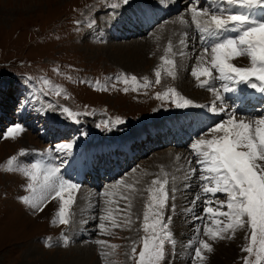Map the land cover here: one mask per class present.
Instances as JSON below:
<instances>
[{
	"label": "rangeland",
	"instance_id": "rangeland-1",
	"mask_svg": "<svg viewBox=\"0 0 264 264\" xmlns=\"http://www.w3.org/2000/svg\"><path fill=\"white\" fill-rule=\"evenodd\" d=\"M89 1L93 2L85 5V8L78 12L79 6H83L85 2ZM181 1L183 4L178 10H170V7L166 6V16L161 18L154 16L153 27L151 26L146 32L141 33L139 30L146 26L137 24L130 29V33H132L130 34L122 29L123 26L120 28L129 35L118 37V34L111 31L108 26L103 27L99 17L110 11L119 13L120 10L121 13L125 6L122 0H0V264H135L130 251L133 241L136 242L138 253L142 246L140 239L145 235L142 230V220L147 192L143 190L157 176H162V172L171 174L168 177L170 180L168 187L171 189V183L174 181L172 174L175 171L173 168L178 169L179 166L185 164L186 169L189 159L192 160L193 166H197L194 157L190 154V144L197 136L191 134L190 130L181 131L184 136H177L179 132L175 133L167 128V132L173 134V139L183 140V145L179 147L172 140L168 141L166 145L162 140L161 144L153 145L154 142H150V135H147L148 140L143 143L144 145H141V139L131 141L132 154L135 151L132 159L125 158L119 162L118 154L116 157L114 156V161H109L107 157L106 159L102 158L105 163H109V166L114 163L120 165L121 171L115 178L108 179L106 178L107 171H104L103 175V170L95 168V172L90 169L89 165H86V171L83 174L85 179L83 176L81 177L79 190H83V194L94 192L93 199L96 201L91 202V199H88L86 208L81 212H78L80 209L76 204L73 205L71 212L74 215L71 217L69 225H60L58 222L56 217L58 201L56 206L51 202L48 203L42 212L33 210L22 203L21 197L31 195L27 190L29 180L22 171L8 172L5 171V168L7 160L12 156H16L17 163L24 167H30L32 163L42 159L45 163L60 164L64 160L63 158H66L63 154L55 152V146L60 143L71 142L73 137H76V144L83 147L86 145L85 142L95 138L100 140L103 137L111 141L115 136L120 139L127 135L131 138L138 137L136 135L141 133V129H144L145 121H151L170 112L176 113L174 110H180L183 115L199 112L198 119L205 124L204 129L222 119H227L226 115L221 114V117L217 116L216 120L210 123L207 118L209 114L207 110L196 107L178 109L170 103L162 104L161 100L156 98V93H163L168 88H175L182 96L193 100L196 104H206L213 98H203L204 103L201 99H198L199 101L194 99L193 95L186 94L177 83L176 86L175 78L167 76L163 70H161V83L159 85L154 83L155 71L162 64L161 57L165 55L169 44H171L173 51L168 55L169 58L175 60L177 65L175 68L176 78L183 77L181 72H185L189 76L188 82L192 83L193 88L196 90L200 88L199 82L191 76V69L196 65L197 57L203 49L200 34L196 32L194 25H191V15L188 14V9L191 6H197L201 9L212 10V2L211 0H195L196 2L191 4V0ZM113 4L117 5L116 10L112 9L111 5ZM225 7L227 6L225 5ZM150 10L152 11V9ZM233 10L243 11L238 8ZM141 11L137 10V14ZM260 13L262 12L256 10L253 14L257 19L264 20V13ZM181 16L188 18L189 22L187 21L186 27L179 31V36L174 37L176 43H171L169 40H166L163 45L158 43L154 50H150L146 54L147 59L136 60L133 58V60L125 57V59L118 60L120 56L116 53L108 54L113 47L124 50L129 44L131 46L138 43L143 44L145 37L148 38L151 32L163 25L164 21L174 17L181 18ZM122 18L124 17L122 16ZM163 18L165 20L162 21ZM157 20L161 21L157 23ZM92 21L95 23L92 24ZM90 24L92 26H89ZM110 36L118 38L114 39L117 42L111 40ZM181 40L187 41L185 50L180 44ZM136 62L138 65L135 66ZM234 63L237 66H249L250 64L248 60ZM105 74H107L106 79H112V85H115L108 92H93L95 90L89 89L93 87H87V83L81 82L84 81V78L86 81H91L92 77L95 80L101 79ZM121 74L129 78L135 75L141 83L147 77L152 82L151 86L132 91L134 85L129 84V91L125 93L123 91L125 85L116 80V77ZM44 79L49 81V85L43 84ZM217 84L219 86V82ZM101 85L103 84L101 83ZM241 86L250 89L246 85ZM110 87L111 85L107 87V90ZM56 88L61 90L60 96L55 94ZM202 89L200 88L201 91ZM23 102H26L25 106L20 107ZM235 102L236 97L226 100L228 106ZM49 104L54 107L49 108ZM90 106L92 108H89ZM64 107L74 113H81L78 123L61 114ZM84 107H87L86 110ZM262 109H264V104L260 103V96H257L255 101L250 99V102L241 105L238 114L259 118L264 115V112H261ZM84 113L88 114L84 115ZM155 114L158 115L155 116ZM143 115L141 121L132 120ZM116 118L122 119L124 123L114 127L112 131L96 127L104 120L114 121ZM54 121L59 124H55ZM69 121L73 125L69 124ZM17 123L22 125L24 131L15 138H5L8 127ZM199 124L201 123H198L197 126ZM155 130L159 132L157 134L160 137H164L165 134L161 130ZM82 132H86L87 135L81 136ZM159 140L160 138L157 139V141ZM115 141L118 140L115 139ZM148 148H152V151L147 150ZM21 151L24 152V155H21ZM49 152L50 154H48ZM41 153L48 155L41 156ZM163 153L164 155H162ZM111 156L113 157L112 154ZM178 157L179 159H177ZM104 165H101V168ZM139 167L141 168L139 169ZM135 169L136 172L150 171L151 176L147 178L148 182L146 181L143 187L142 199L139 202L140 209L138 207L133 213L135 216L131 230L114 228L111 229V235L101 234L98 228V216L101 214L100 208L103 207L100 194L109 186L111 188L114 183L124 180L127 175H130V171L133 172ZM90 170L96 176L94 179L93 175L88 174ZM161 170L163 171L161 172ZM62 173L65 177L67 176L66 178L70 177L75 180L74 177L63 171ZM198 174L189 181L182 178L181 185L188 184L190 186L183 185L186 190L176 191L175 200H169L165 210V220L167 221L169 216L172 218L170 231L175 244L174 246L166 245L167 255L162 264H192L191 256L194 248L198 246V239H207L202 235L205 221L198 220L196 222L194 219L195 216L204 215L203 202L197 201L193 204L199 190V182L196 179ZM98 178H101V181H97ZM142 180L145 181L141 175L139 185L144 184ZM179 192L183 197V201H180L183 208L177 210L176 200ZM217 197L225 199L224 194H217ZM180 198L178 195V199ZM173 203L175 204L174 211L171 210ZM123 206L124 202L121 201L120 207ZM189 208L192 209L191 212L187 211ZM54 221L56 222L54 223ZM197 229H200L199 233H197ZM246 231L247 229L238 231L233 239L212 242L214 250L211 253H206L205 264L209 262L211 255L218 256L221 258L219 260L225 264H243L244 258L248 257V254L242 251V248L248 244V240L244 239ZM64 236L69 240L67 246L63 241ZM97 240L107 241V245L97 244ZM190 244L192 247H189ZM113 245L115 247H112ZM82 247L86 249L87 255L82 254V251L84 252ZM217 248L229 249L230 257L225 256L222 252L216 254ZM248 258L250 261L254 259L253 257Z\"/></svg>",
	"mask_w": 264,
	"mask_h": 264
},
{
	"label": "snow or ice",
	"instance_id": "snow-or-ice-1",
	"mask_svg": "<svg viewBox=\"0 0 264 264\" xmlns=\"http://www.w3.org/2000/svg\"><path fill=\"white\" fill-rule=\"evenodd\" d=\"M122 2L126 6L130 0ZM211 2L212 10L197 6L188 9L191 25H194L196 32L200 34L203 49L197 57L196 65L191 69V76L199 82L200 88L212 94L211 103L196 104L182 96L175 88L156 93V98L161 100L162 104L170 103L178 109L204 108L211 114L227 116V119L202 129L190 144L191 154L198 167L193 166L192 160L189 159L183 180L189 181L199 173L196 176L199 190L193 204L202 201L204 215L196 216L194 219L205 221L202 235L207 238L198 239V246L194 248L191 256L192 264H205L206 253L214 250L212 242L233 239L238 231L245 229L247 231L244 239L248 240V244L242 251L254 259L250 261L245 257L243 264H264V115L256 118L238 114L239 107L250 102V98L237 96L236 102L228 106L224 96L225 93L238 92L239 85H246L260 95V103L264 104V20L257 19L253 14L256 10L264 13V0H211ZM111 7L115 9L117 5L113 4ZM236 8L243 11H234ZM179 22L187 23L183 18H180ZM94 23L95 21H92V24ZM226 33L236 35H225ZM185 43V40L180 41L181 45ZM172 51L169 44L165 55L161 57L162 64L155 71L156 85L161 83V70L169 77H176L175 60L168 55ZM240 58H247L249 66H237L234 61ZM116 80L125 85L123 88L125 93L129 91V84L134 85L132 91H138L139 88H147L152 83L147 77L141 83L135 75L129 78L121 74ZM81 82L89 83L98 90H107V85H101L100 81L94 84L91 81ZM216 82H220L219 87L216 86ZM43 84L49 85V81L44 79ZM55 94L60 96L61 90L56 88ZM25 104L26 102H23L20 107H24ZM48 107L54 106L49 104ZM61 114L76 123L79 122L78 117L81 115L67 107L62 108ZM123 123L122 119L116 118L114 121L104 120L96 127L112 131L114 127ZM23 131L22 125L17 123L8 127L5 138H15ZM80 135L86 136L87 133L82 132ZM76 142L77 138L73 137L71 142L60 143L55 146V152L65 157L70 156ZM21 155H24L23 151ZM17 160L16 156L9 158L5 171L19 170L28 178L27 190L31 195L21 197L22 203L42 212L48 203L58 201L59 207L56 212L58 222L60 225H69L74 215L71 209L76 201L75 194L81 188V184L73 182L70 177L66 178L62 173L67 161L52 164L45 163L42 159L32 163L30 167H24L19 165ZM169 184L168 174L162 172V176H157L143 190L147 192L142 220L145 235L140 239L142 246L138 253L136 242L133 241L130 251L135 264H162L167 255L166 245L175 244L170 231L172 218L169 216L167 221L165 220V210L169 200H175V192L178 189L176 187L170 189ZM140 194H142L140 189L123 180L114 183L111 188L100 194L103 207L100 208L101 214L98 216V228L101 234L111 235V229L114 228L131 230L134 224L132 200ZM217 194H224L225 199H219ZM121 201L124 202L123 207H120ZM171 210H175L174 203ZM187 211L191 212L192 209L189 208ZM196 231L199 233L200 229ZM63 241L67 246L69 240L66 236L63 237ZM96 243L107 245V241L104 240H97Z\"/></svg>",
	"mask_w": 264,
	"mask_h": 264
},
{
	"label": "bare ground",
	"instance_id": "bare-ground-1",
	"mask_svg": "<svg viewBox=\"0 0 264 264\" xmlns=\"http://www.w3.org/2000/svg\"><path fill=\"white\" fill-rule=\"evenodd\" d=\"M146 1H150V0H146ZM167 2H168V0H167ZM174 4V2H172L171 3V5H173ZM158 5H155L154 6V9H155V11H151L150 9H152V8H150V7H148V6H143L142 7V11L140 12V13H138L137 14V9H134L135 11H133V13H131L130 14V18L128 19L127 17V15H128V13H127V11H125V8L124 9H122V11H121V13H117L116 11H108L109 13L108 14H106V15H104V16H100L99 17V20L102 22V24H103V27H106V26H108L110 29H111V31H114V33H117L118 34V37H124L125 35H129L128 33H130V29H132L135 25H140V26H146V27H144V28H142V29H139L140 30V32L141 33H144V32H146V30H148L151 26L153 27V23H154V16H156V18H161V17H164V16H166L167 15V9H166V7H162L161 9H159L158 7H157ZM170 10H173V8H169ZM158 11H160V12H158ZM258 11H260V10H258ZM129 12H132V11H129ZM189 15H190V13H188ZM186 15V14H185ZM99 16V15H98ZM122 16L124 17V18H122ZM180 16V15H179ZM259 16V15H258ZM181 18H183L184 20H186V21H188V18H186V17H182L181 16ZM191 18V17H190ZM179 20H180V17L179 18H176V17H174V18H172V19H168V20H166V21H164V23H163V25H161V26H159V27H157V29H155L153 32H151V34L149 35V37L147 38V37H145V39H144V43L143 44H133L132 46H131V44H126V45H128L127 47H125L124 48V50H122V49H119V48H116V47H113V48H111L110 49V51L111 52H109L108 54H111V53H116L118 56H120L119 58H118V60L119 59H125V57L126 58H131V59H136V60H138V59H147L146 57H147V53H149V51L150 50H154L156 47H157V44L159 43L160 45H163L164 43H165V41L166 40H169L171 43H176L175 42V39H174V37L175 36H179V31L181 30L182 31V29H184L185 27H186V25H187V23L189 22H187L186 24H181L180 22H179ZM159 20H157V22H158ZM157 25V24H156ZM124 26V27H123ZM188 26H189V24H188ZM124 30V31H128V33L126 34L124 31H122V29ZM103 29V28H102ZM115 29H118L119 31H117V30H115ZM124 32V33H123ZM111 33H113V32H111ZM130 34H132V33H130ZM225 35H230L229 33L227 34H225ZM233 35H236V33L235 34H233ZM182 36V35H181ZM184 36V35H183ZM111 40H113V41H116V40H114V39H118V38H116V37H113V36H110L109 37ZM117 42V41H116ZM187 42V41H186ZM135 43V42H134ZM137 43V42H136ZM115 44V43H114ZM118 44V43H117ZM125 45V46H126ZM109 46V45H108ZM186 45H182V47H183V49L185 50V47ZM119 47H120V45H119ZM121 48V47H120ZM159 48V47H158ZM156 51H158V50H156ZM145 52V53H144ZM159 52V51H158ZM157 52V53H158ZM175 52V51H174ZM176 53V52H175ZM181 54V53H180ZM145 55V56H144ZM159 55V54H158ZM179 55V54H178ZM113 56V55H112ZM162 56V55H161ZM187 56V55H186ZM117 57V56H116ZM188 57V56H187ZM195 57V56H194ZM133 59V60H134ZM177 59H179V58H177ZM176 59V60H177ZM182 59V58H181ZM127 60V59H126ZM192 60V59H191ZM248 59L247 58H240V59H238V60H236V61H234V62H240V63H242V62H245V61H247ZM115 61V60H114ZM141 62V61H140ZM142 63H143V61H142ZM186 64V63H185ZM136 65H138V63L136 62V64H135V66ZM143 65V64H142ZM177 66V65H176ZM192 66V65H191ZM178 68V67H177ZM131 69V68H130ZM189 70H190V68H189ZM177 73V72H176ZM181 75L183 76V77H181V76H179V77H181V78H176L175 77V85H176V83H177V85L186 93V94H191V95H193L194 96V99H201V101L203 102L204 101V99H206V98H208V97H213L212 96V94L210 93V92H208L207 90H204V89H202V91L200 90V88H197V90L196 89H194L193 88V86H192V83H190V82H188V80H189V76H187V73L185 74V72H181ZM174 79V78H173ZM190 79H191V77H190ZM203 79V78H202ZM220 83V82H219ZM176 85V86H177ZM196 86V85H195ZM216 86L217 87H219L218 86V84H217V82H216ZM243 87L241 86V85H239L238 86V90H241ZM204 91V92H203ZM206 92V93H205ZM207 93H210V94H207ZM113 94V93H112ZM256 94H258V93H256L254 90H252L251 89V91L248 93V95H249V97H252V96H254V95H256ZM118 96V95H117ZM224 96H225V98H233V96L232 95H230L229 93H225L224 94ZM204 98V99H203ZM213 99V98H212ZM212 99L211 100H209V101H212ZM199 101V100H198ZM204 103V102H203ZM229 104V103H228ZM262 112V111H261ZM199 113V112H198ZM214 115L215 114H211L210 115V119H214ZM221 115V114H220ZM219 115V116H220ZM207 120V119H206ZM197 124L198 123H193V127H191V128H188V130H190V133L191 134H194L196 131H201L202 129H204V126L202 125V124H199L198 126H197ZM167 128L168 127H166V131L165 130H161V132L162 133H164L165 135H164V137L162 136V137H160L159 136V134H157V133H159V132H156V130L155 129H153V130H155V131H153V130H148V131H146V130H144V129H141V134L142 135H144V134H146V136L145 137H142L141 138V140H142V144L141 145H144L143 143L146 141V140H148V138H147V135H150V142L151 143H153L154 142V144L153 145H155V144H161V140L162 141H164L163 142V144L164 145H166L167 144V142L168 141H170V140H172V142H174L178 147L179 146H181V145H183V140H181V141H177V139L175 138V139H173V134L172 133H170V132H167ZM149 131H153V132H149ZM159 131V130H158ZM173 132H175L174 130H173ZM176 133V132H175ZM177 136H184V135H182V133L181 132H179V133H177ZM185 136H187V135H185ZM140 137V136H139ZM171 137V138H170ZM158 138H160V140L159 141H157V139ZM139 139V138H138ZM188 139H189V137H188ZM78 145V144H77ZM78 147H79V145H78ZM128 148H130V149H128ZM172 149V148H171ZM178 149V148H177ZM95 150H98L97 152L95 151ZM147 150H151L152 151V148H148ZM175 150V149H174ZM172 151V150H171ZM179 151V150H178ZM184 151V150H183ZM83 152H86L87 154H86V156H87V161H89V159H90V157L92 158L91 159V163H89V162H87V163H84V161H83V158L81 157V155H79V153H78V149H77V146L76 145H74V149H73V151H72V154L70 155V156H67L66 158H63L65 161H67L66 163H65V165H64V168L62 169V171L65 173V174H67L68 172H71V169L72 168H74V170L75 171H77V175H76V178H75V180H73V182H75V181H77V176H78V181L77 182H80V180H81V177L83 176V179H85V175H83L84 174V172L86 171V165H89L90 166V169H92L93 171H95V168H97V169H101V170H103V175H104V171H107V173H108V175L106 176V178H115L116 176H117V174L121 171V167H120V165H117V164H115L114 163V165H112V166H109V163H105V160H103L102 158H99L97 155H100V154H98V153H101V155H102V157L103 156H105L106 154H109V153H111L112 155L114 154L115 155V157H116V155L118 154L119 155V157H118V159H119V162H120V160L122 159H125V158H127V154H130V158L129 159H132V157L134 156V153H135V151H133V154H132V148H131V141H127L125 144H123V145H120V146H118V147H115L114 146V144H109V145H107V146H100L99 148H97V149H94V148H85V150L83 151ZM177 152V151H176ZM175 152V153H176ZM181 152V151H180ZM121 153H123V154H121ZM111 154H109V155H111ZM167 154V153H166ZM180 154V153H179ZM191 154V153H190ZM189 154V155H190ZM162 155H164V153L162 154ZM176 155V154H175ZM94 156V157H93ZM158 156V155H157ZM161 157H163V156H161ZM174 157V156H173ZM177 157V156H176ZM60 158H62V157H60ZM167 158V157H166ZM171 158V157H170ZM175 158V157H174ZM191 158H192V156H191ZM155 159V158H154ZM176 159V158H175ZM174 159V160H175ZM185 159V158H184ZM108 160L110 161V160H113L114 161V159H113V157L111 156V159L110 158H108ZM157 160V159H156ZM168 160V159H167ZM166 160V161H167ZM170 160V159H169ZM173 160V159H172ZM175 161H177V160H175ZM178 161H182V160H178ZM117 162H118V160H117ZM174 162V161H173ZM162 163V162H161ZM171 163V162H170ZM184 163H185V161H184ZM105 164V165H104ZM73 165V166H72ZM101 165H104L102 168H101ZM159 165V164H158ZM171 165V164H170ZM185 165V164H184ZM183 164L181 165V166H179V168L178 169H176V168H173V169H175V171H174V173L172 174V176L173 177H175V180L174 181H172V187H176L177 189H178V191H181L182 189H185V187L183 186V185H181V180H182V178L184 177V175H185V171H186V169H185V166H184ZM77 168H75V167ZM118 166V167H117ZM151 166V165H150ZM153 166V165H152ZM156 166V165H155ZM120 167V168H119ZM158 167V166H157ZM167 167V166H166ZM141 167H139V169H140ZM152 168V167H151ZM154 168V167H153ZM162 168V167H161ZM64 169H67L66 171L64 170ZM138 169V170H139ZM157 169V168H156ZM163 169V168H162ZM98 170V171H99ZM125 171V170H124ZM140 171V170H139ZM158 171V170H157ZM163 170H161V172H162ZM96 172V171H95ZM132 171H130V175H127L125 178H124V180L122 179V177H121V179L123 180V181H125L126 183H131V184H134V186H135V188H137V189H140L141 191L143 190V187H144V185H145V183H146V181L148 182V180H147V178L149 177V176H151V174H150V171H142V172H136V169L131 173ZM156 172V171H155ZM158 172H160V171H158ZM165 172H167V171H165ZM89 173L91 174V175H93V179H94V177H96L95 175H94V173H92V171L90 170L89 171ZM125 174V173H124ZM168 174V177L171 175V174H169V173H167ZM143 176V178L145 179V181L144 180H142L143 181V185H139V177L140 176ZM124 177V176H123ZM142 178V177H141ZM103 179H105V176H103ZM119 180V179H118ZM97 181H101V178H98L97 179ZM183 186V187H182ZM110 187V186H109ZM109 187L107 188V186H106V188L107 189H109ZM91 190V189H90ZM186 190V189H185ZM82 192H84L83 190H78V192L75 194L76 195V201H75V203H74V205L76 204V206L80 209L78 212H81V210L82 209H85L86 208V202L88 201V199H91V202H95L96 201V199H93L94 198V192H91V193H86V194H83ZM176 193V192H175ZM183 193V192H182ZM178 195H179V197H181L180 199H178ZM182 195V194H181ZM180 195V192H179V194H177V210H179V209H181V208H183V206L180 204V201H183V197ZM142 197V194H140V195H137V196H135L134 198H133V200H132V213H135V210L139 207V202H140V199H142L141 198ZM84 198H85V200H84ZM182 203V202H181ZM51 204L52 205H55V204H57V201H52L51 202ZM58 205H59V203H58ZM142 205V204H141ZM50 206V205H49ZM56 206V205H55ZM54 206V207H55ZM53 207V206H52ZM139 209H140V207H139ZM56 210V209H55ZM91 211V210H90ZM189 212V211H188ZM182 214H183V212H182ZM184 214H187V213H184ZM197 214V213H196ZM134 214H133V217L132 218H134ZM187 216V215H186ZM196 217V216H195ZM198 220H196V222H197ZM193 223V222H192ZM175 224V223H174ZM177 224H178V222H177ZM200 224V223H199ZM87 226V225H86ZM178 227V226H177ZM185 228V227H184ZM194 231V230H193ZM188 237V236H187ZM196 237V236H195ZM133 240V239H132ZM179 241V240H178ZM220 245V244H219ZM229 246V245H228ZM232 246V245H231ZM219 247V246H218ZM83 248V247H82ZM83 250H84V252L82 251V254H85V255H87V251H86V249H84L83 248ZM232 251V250H231ZM221 252L222 253H224V255L225 256H227V257H230V252H229V249H223V248H221V249H218L217 248V252H216V254H221ZM219 259H221V258H219L218 256H214V255H211L210 256V258H209V262H207L206 264H225V262H222L221 260H219Z\"/></svg>",
	"mask_w": 264,
	"mask_h": 264
}]
</instances>
